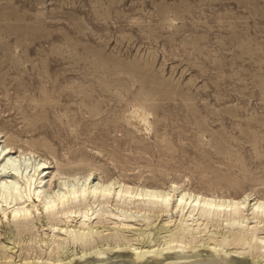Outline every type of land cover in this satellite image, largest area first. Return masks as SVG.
Segmentation results:
<instances>
[{
  "label": "rangeland",
  "instance_id": "rangeland-1",
  "mask_svg": "<svg viewBox=\"0 0 264 264\" xmlns=\"http://www.w3.org/2000/svg\"><path fill=\"white\" fill-rule=\"evenodd\" d=\"M0 134L135 182L264 195V0H0Z\"/></svg>",
  "mask_w": 264,
  "mask_h": 264
},
{
  "label": "bare ground",
  "instance_id": "bare-ground-1",
  "mask_svg": "<svg viewBox=\"0 0 264 264\" xmlns=\"http://www.w3.org/2000/svg\"><path fill=\"white\" fill-rule=\"evenodd\" d=\"M4 141L0 134V224L11 228L0 264H17L26 232L39 248L18 264H264V195L254 189L135 182ZM41 217L50 238L33 231ZM139 223L135 236L121 233Z\"/></svg>",
  "mask_w": 264,
  "mask_h": 264
}]
</instances>
